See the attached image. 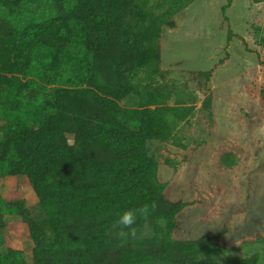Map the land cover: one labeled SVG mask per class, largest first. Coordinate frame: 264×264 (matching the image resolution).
Masks as SVG:
<instances>
[{
    "label": "rangeland",
    "instance_id": "rangeland-1",
    "mask_svg": "<svg viewBox=\"0 0 264 264\" xmlns=\"http://www.w3.org/2000/svg\"><path fill=\"white\" fill-rule=\"evenodd\" d=\"M62 1L27 3L36 12ZM69 2L78 9L83 0ZM105 2L109 14L86 37L99 46L88 59L91 84L65 77L46 86L57 169L0 179L1 256L48 264L55 235L40 192L113 186L119 175L98 170L145 162L159 204L138 219L135 235H118L123 210L65 219L80 264H264V0ZM138 109L159 110L151 134L131 123L128 111ZM120 119L129 129L122 138L109 134L123 133Z\"/></svg>",
    "mask_w": 264,
    "mask_h": 264
},
{
    "label": "trees",
    "instance_id": "trees-1",
    "mask_svg": "<svg viewBox=\"0 0 264 264\" xmlns=\"http://www.w3.org/2000/svg\"><path fill=\"white\" fill-rule=\"evenodd\" d=\"M27 1L15 8L16 0H0V179L24 174L46 177L57 169L59 154L52 146L54 132L50 130L54 111L46 97V86L65 77L91 84L94 67L88 59L99 46L89 44L86 37L109 14L105 0H83L78 9L63 0L59 4L52 2L49 10L36 12L31 11ZM57 5L76 11L75 15L71 12L69 17L63 16ZM104 107L113 117L119 114L120 108L111 100ZM128 112L131 123L144 134H151L160 126L159 110ZM125 124V119L118 120L116 126L123 133L109 129V134L122 138L129 132ZM117 143L124 144L120 140ZM98 173H117L119 179L109 187L48 197L40 192L46 226L55 235L44 256L48 264H80L79 257L67 248L71 240V235L63 230L67 217L75 213L100 214L108 208L124 211L144 203L159 204V186L150 164L140 162L138 169L127 170L105 166ZM29 229L33 236L38 235L37 226L29 223ZM3 240L0 229V241ZM90 243L103 247V243L96 244L94 237ZM0 264L26 263L18 254H0Z\"/></svg>",
    "mask_w": 264,
    "mask_h": 264
},
{
    "label": "clouds",
    "instance_id": "clouds-1",
    "mask_svg": "<svg viewBox=\"0 0 264 264\" xmlns=\"http://www.w3.org/2000/svg\"><path fill=\"white\" fill-rule=\"evenodd\" d=\"M155 207L154 203H144L139 207L124 210L120 214L116 224L120 228L118 235L120 237H126L129 234L135 235V228L133 226L137 224L138 219L147 218L151 215ZM125 229L128 231H125Z\"/></svg>",
    "mask_w": 264,
    "mask_h": 264
}]
</instances>
